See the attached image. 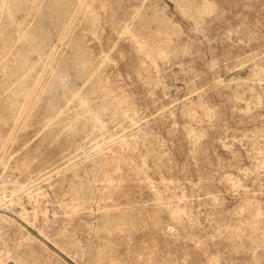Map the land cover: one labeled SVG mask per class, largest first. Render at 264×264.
I'll use <instances>...</instances> for the list:
<instances>
[{
  "label": "rangeland",
  "instance_id": "rangeland-1",
  "mask_svg": "<svg viewBox=\"0 0 264 264\" xmlns=\"http://www.w3.org/2000/svg\"><path fill=\"white\" fill-rule=\"evenodd\" d=\"M0 264H264V0H0Z\"/></svg>",
  "mask_w": 264,
  "mask_h": 264
}]
</instances>
